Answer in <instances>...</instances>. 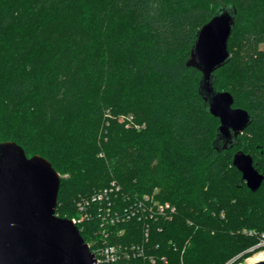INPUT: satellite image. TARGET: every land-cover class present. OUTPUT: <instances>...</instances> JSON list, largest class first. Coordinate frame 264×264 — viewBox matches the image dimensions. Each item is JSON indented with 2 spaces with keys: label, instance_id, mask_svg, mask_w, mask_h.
Instances as JSON below:
<instances>
[{
  "label": "trees",
  "instance_id": "obj_1",
  "mask_svg": "<svg viewBox=\"0 0 264 264\" xmlns=\"http://www.w3.org/2000/svg\"><path fill=\"white\" fill-rule=\"evenodd\" d=\"M223 5L237 16L231 60L216 71L215 85L256 116L232 156L233 149L212 147L220 121L205 110L201 72L187 66L197 32ZM0 53V143L15 141L51 162L62 177L61 217H77L81 197L115 180L133 195L160 186V197L177 207L174 220L152 234L157 253L169 257L159 264H222L255 238L243 229L264 234V182L252 192L233 165L239 150L253 156L254 166L259 153L263 171L255 168L264 175V0H0ZM149 76L163 81L171 101L166 117L164 102L150 95ZM191 81L197 89L183 96ZM129 115L126 128L119 119ZM39 137L57 140L64 156ZM86 150L102 162L103 174L116 175L62 200L70 178L64 174L87 178ZM176 152L185 164L174 179ZM126 169L139 180L126 183ZM97 228L87 225L84 240ZM128 229L122 241H142L143 224Z\"/></svg>",
  "mask_w": 264,
  "mask_h": 264
},
{
  "label": "water",
  "instance_id": "obj_2",
  "mask_svg": "<svg viewBox=\"0 0 264 264\" xmlns=\"http://www.w3.org/2000/svg\"><path fill=\"white\" fill-rule=\"evenodd\" d=\"M236 16L234 6H220L197 32L187 60L188 67L202 74L199 94L206 112L220 121L212 143L219 153L240 145V136L256 119L235 106L231 92L215 85L216 71L231 60L228 45ZM233 165L242 174V184L258 191L264 175L255 168L253 156L239 150ZM61 183L45 157H28L15 141L0 143V264H97L78 226L57 215Z\"/></svg>",
  "mask_w": 264,
  "mask_h": 264
},
{
  "label": "built area",
  "instance_id": "obj_3",
  "mask_svg": "<svg viewBox=\"0 0 264 264\" xmlns=\"http://www.w3.org/2000/svg\"><path fill=\"white\" fill-rule=\"evenodd\" d=\"M126 127L133 124V116L122 120ZM78 216L72 218L80 232L87 225L98 223L93 238L86 241L95 255L97 264H159L168 263L167 254L159 255V245H153L154 231L162 232L163 223L174 220L177 207L159 201L154 195L125 193L117 181L99 189L77 202ZM143 224L141 242L122 241L132 223ZM251 235H257L256 232ZM259 246L264 247V234Z\"/></svg>",
  "mask_w": 264,
  "mask_h": 264
},
{
  "label": "rangeland",
  "instance_id": "obj_4",
  "mask_svg": "<svg viewBox=\"0 0 264 264\" xmlns=\"http://www.w3.org/2000/svg\"><path fill=\"white\" fill-rule=\"evenodd\" d=\"M0 55L2 56V53H0ZM0 59H1V57H0ZM119 70H123V69L119 68ZM222 77H224V76L222 75ZM147 80H148V83H150V85H151L149 92L151 93L150 95L152 96V98L153 99H157L158 98V99H161L164 102L163 109H162V114H163L164 117H166L167 109L169 107V102H171V101H170L169 98L165 97V95H164L163 81H161L159 78L158 79L154 78V76L147 77ZM222 83H223V81H222ZM143 85H145V83H143ZM197 87L198 86H197L196 81H191V82L186 83V85L182 88L181 92L184 94L183 96H187L190 93V91L192 92V91L196 90ZM218 87L224 90V88L222 87L221 83H220V85ZM180 99H185V98H180ZM86 120L87 119H85L83 121H86ZM122 120H123V117H121L119 119V122L120 123H124ZM80 122L81 121L78 120V121H76V124H79ZM87 123H88L89 127L91 128V129H89V131L91 132L92 130H94L93 129L94 126L92 124H90L89 122H87ZM125 127H126V125H125ZM126 128H130V127H126ZM136 128L141 130L143 128V126H137ZM40 138L41 137L38 138V142H40L41 144L47 145L52 150L53 153H56L57 155L62 154L64 156L63 151L59 147V142L57 140H52L49 137H47V138L43 137L41 139ZM238 149L239 148L233 149V151L230 152V156H232L233 153L236 150H238ZM244 150L246 152H250V145L248 143H246V145L244 147ZM176 153L177 154L174 153L172 162H173L174 168H178L179 167V173L176 174L174 172V175L172 173V176H173L174 179H176L178 176H179V178L181 177V169H180V167L184 166V164H185V160L182 158L181 154L178 153V152H176ZM85 154H86V158L90 162V165H89L90 166V170H89V172L87 174V178L81 180L79 177L78 178L74 177L73 175H70L68 173L64 174L63 177L66 178L67 176H70V178L65 182V184L63 186V189H62V192L60 194V198L62 200L65 199L67 196H70V194L77 195V192L78 193L82 192L85 189H87L89 186H92L94 184L95 185L96 184L97 185L104 184L105 182L108 181V179L110 177L116 175V173L114 171L110 172L108 175L103 174L102 173V168H100V164L102 162L97 161V159L95 158L96 156L94 157V155H89V150H86ZM254 154H255L254 155V157H255V166L260 171H263L262 164H260L261 159L259 157V153H254ZM27 155H28V157H32V155H34V154L28 152ZM121 176L125 178L124 181L126 183L139 180L138 177L130 175V170H128V169L122 171L121 172ZM149 176H150V174L147 175L148 178H149ZM161 189L162 188L160 186H156V187L151 189V194L154 195L161 202L173 204L171 201L163 200L160 197ZM57 215L61 217V215H63V211L61 213L57 214ZM242 232L244 234L250 236V237H255V238L254 239L251 238L250 240H247L246 242H248L249 245L246 247L245 250H243L240 254H238L237 256L233 257L232 259H229V260L223 262L222 264H249L248 261H249V259L252 256H253L252 257V262L257 261L262 256H264L263 254L255 255L258 252L264 251V247L263 246H259V244L261 243V239L260 238H261V235L263 233H258L257 230H254V229H251V230L243 229ZM250 232H252V233L256 232L257 235H251ZM185 245H184V247L182 249V252L185 251V248H186ZM181 264H184L183 260L181 261Z\"/></svg>",
  "mask_w": 264,
  "mask_h": 264
},
{
  "label": "bare ground",
  "instance_id": "obj_5",
  "mask_svg": "<svg viewBox=\"0 0 264 264\" xmlns=\"http://www.w3.org/2000/svg\"><path fill=\"white\" fill-rule=\"evenodd\" d=\"M264 255V254H263ZM261 260H264V256H262L259 260H257V261H261ZM257 261H254V262H252V263H255V262H257ZM251 263V264H252Z\"/></svg>",
  "mask_w": 264,
  "mask_h": 264
}]
</instances>
